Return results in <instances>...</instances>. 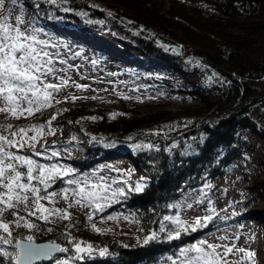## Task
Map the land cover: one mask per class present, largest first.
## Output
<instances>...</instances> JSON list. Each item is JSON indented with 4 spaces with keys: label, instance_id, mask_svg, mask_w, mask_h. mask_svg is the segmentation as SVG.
<instances>
[{
    "label": "trees",
    "instance_id": "trees-1",
    "mask_svg": "<svg viewBox=\"0 0 264 264\" xmlns=\"http://www.w3.org/2000/svg\"><path fill=\"white\" fill-rule=\"evenodd\" d=\"M23 1L36 18L61 26L68 22L65 27L111 34L131 44L142 57L155 60L149 70L165 66L193 72L207 83L194 92L198 107L153 110L139 118L117 120L70 104L36 112L37 122L54 115L52 121L77 132L85 148L74 161L81 172L118 155L130 158L148 177L142 191L121 197L112 207L135 222L139 242L101 245L103 256L101 251L80 255L68 246L40 264H182V250L200 243L201 235L172 223L176 206L204 179L215 182L234 160L243 159L246 134L264 138V0H197L193 13L152 0ZM255 183L264 192V179ZM34 222L45 234H34L37 241L64 246L67 231L77 226ZM12 231L14 242L29 234ZM0 264L11 262L0 255Z\"/></svg>",
    "mask_w": 264,
    "mask_h": 264
},
{
    "label": "rangeland",
    "instance_id": "rangeland-1",
    "mask_svg": "<svg viewBox=\"0 0 264 264\" xmlns=\"http://www.w3.org/2000/svg\"><path fill=\"white\" fill-rule=\"evenodd\" d=\"M152 1L166 8L181 7L191 13L194 11L193 4H197V0ZM4 17L8 18V23L11 25H15L17 18L20 17L23 21L21 30L35 34L37 40L43 42L37 47H43L44 51L49 53L52 67L55 69L56 79L49 77V81L53 83H59L61 79L68 81L67 86L61 88L56 95V99L60 100V103L53 102L52 104L58 109L67 104L81 105L90 107L93 113H105L109 118L121 120L139 118L153 110L177 111L200 105V99L194 92L207 86L200 76L193 72H173L165 66L162 68L159 66L156 71L140 70L136 69V66L129 68L127 66L129 59L135 63L140 62L135 60L133 51L137 54L139 52L127 42L121 41L120 47L113 46L112 52L117 60L108 55L114 60L112 62L111 59L108 60L109 57L103 51L83 47L73 41V38L80 39L82 45L83 42L92 41L91 37H97L96 32L83 30L82 34H77L78 37H76L75 34L70 33L72 31H65L67 28L69 29V27H65L70 25L68 22L63 24L65 28L60 29L61 33L48 30L44 20L36 18L23 0H4V7L0 8V19ZM165 84L169 85L162 88L161 86ZM76 85L81 87L77 88ZM172 93H176L178 97L173 98ZM72 97L76 99L73 100ZM36 117L35 113L27 118L16 119L11 115L0 113V135L11 138V131L29 128L32 125H44L45 131H47V122H37L34 120ZM9 126H11L10 129ZM51 128L55 135L48 134L35 144L34 149L25 146L18 153L32 156V152L36 151L42 152L44 156H50L52 151H56L58 156L52 159H43L41 156H32V158L43 164H58L73 170L72 175L55 180L54 183L64 184L61 188L54 184L48 189L49 192L62 193L66 188L71 189L74 186L68 185L67 180L69 179L88 178L92 182H99L101 177L110 184L111 189H125L123 195H117L114 199L110 198V204L104 208L103 212L93 213L91 208L80 207L74 203L69 209L68 201H65L62 195H57L53 204L42 201L46 207L66 210L71 214L70 220H55L50 224L57 226H59L58 222L77 224L76 227L72 226L67 231L69 240L64 248L68 249L69 246L74 251V242H82L83 245L91 244L93 246L92 254L102 251L101 245L106 246L109 242H139L135 222L112 207L122 200L121 197H127L130 193L136 192L134 189L137 183H142L144 187L148 177L130 158L118 155L101 159L81 172L74 161L83 155L85 148L77 132L61 120L51 121ZM28 135L32 136L34 133L29 132ZM245 141L243 159L234 160L215 182L204 179L200 187L190 192L176 206L175 214L172 217L174 225L184 231H192L198 218L211 216V220L207 221L204 226L196 227L195 231L201 235L199 242L205 241L206 244L219 246L217 252L224 256L220 264H247L244 254L235 250L244 248L243 246L249 240L242 241V230L245 224L249 223L248 220L241 221L242 216L247 212L259 215L260 222L264 226V192L255 183V181L264 179V138L246 134ZM11 151L15 152L16 149H11ZM222 153L223 151H219L217 156L220 157ZM236 175L238 177L234 178ZM141 178L144 179L141 180ZM112 181H116V183H112ZM238 186H243L240 193L235 192V188ZM233 193L240 195L239 200L223 209L222 206L227 201V196ZM241 193H243L242 196ZM69 200H71V192ZM19 214L33 223H35L34 221H43L36 217H27V213L23 211ZM89 214L94 216L91 221L88 219ZM5 218L8 221L14 219L8 214ZM93 225L100 231H95ZM18 229L28 231V235H33L35 241H37L35 235H45L35 229L32 231L23 227ZM12 230H16V227H13ZM230 231L233 233L229 234ZM227 236L229 237L227 238ZM262 239H264V229ZM190 244L193 246L199 243L191 242ZM233 245L235 246L232 251L233 255L225 254L224 247ZM261 248H263L262 254L255 260L264 264V245H261ZM189 255H194V253H189ZM183 258L185 259L184 256Z\"/></svg>",
    "mask_w": 264,
    "mask_h": 264
},
{
    "label": "snow or ice",
    "instance_id": "snow-or-ice-1",
    "mask_svg": "<svg viewBox=\"0 0 264 264\" xmlns=\"http://www.w3.org/2000/svg\"><path fill=\"white\" fill-rule=\"evenodd\" d=\"M3 7L4 0H0V8ZM22 22L20 17L17 18L15 25L9 24L7 17L0 19V113L11 115L16 119L33 116L36 112L51 107L53 102L60 103L56 95L68 84V81L64 79H61L59 83L49 81V77L56 79L52 59L43 47H37L43 42L37 40L35 34L21 30ZM76 87L81 86L76 85ZM72 99L76 98L72 97ZM54 119L53 115L48 120L47 131L44 125H32L29 128L11 131V138L0 135V255L9 259L11 264H35L37 261L51 259L55 251H68L55 244H37L33 235H27L22 241L14 242L13 227H23L29 231L38 230L35 223L19 214L21 211L26 212L27 217H36L47 223H53L55 220H70L69 211L46 207L42 201L53 204L54 198L62 195L63 199L68 201L69 209L74 203L80 207L91 208L94 213L103 211L109 206L110 198L114 199L117 195H123L125 191L124 188L111 189L110 184L103 177L99 182H92L88 178L69 179L68 185L74 186L71 189L66 188L62 193L48 191L56 179L72 175L73 170L58 164H43L32 158V156H41L43 159H52L58 156L56 151H52L50 156H44L42 152L36 151L32 152V156L18 153L25 146L34 149L35 144L48 134L55 135L51 128V121ZM29 132L34 135L29 136ZM17 137L19 139H16ZM146 147L152 146L146 145ZM142 187V183H137L134 190L140 192ZM70 192L71 200H69ZM6 214L14 219L8 221L5 218ZM93 218L94 216L89 214V221ZM211 219V216L198 218L192 231H195L198 226H204ZM177 221L179 223L178 218ZM93 228L97 232L100 231L95 229V225ZM176 235L179 236V232ZM147 242L146 240L145 243ZM4 245L13 247L14 251L4 250L2 247ZM218 247V245L200 241L198 245L185 248L181 252V255L185 257L183 264H220L224 256L217 252ZM234 248V245L225 246L224 253H231ZM92 249L91 244L83 245L82 242H74V251L77 254H91ZM235 250L244 254L247 264H256L255 252L244 248ZM104 254L105 251L100 252L101 256ZM57 264H64V262L57 261Z\"/></svg>",
    "mask_w": 264,
    "mask_h": 264
},
{
    "label": "bare ground",
    "instance_id": "bare-ground-1",
    "mask_svg": "<svg viewBox=\"0 0 264 264\" xmlns=\"http://www.w3.org/2000/svg\"><path fill=\"white\" fill-rule=\"evenodd\" d=\"M72 33L74 34H82L81 32L78 31H72ZM105 42H103L104 45H107L109 47H111L112 49H114L113 46H117L120 47L121 46V41L115 39L114 37H112L111 35H106L105 36ZM99 41V40H98ZM102 41V40H101ZM100 42V41H99ZM105 53V52H104ZM105 55H107L105 53ZM108 56V55H107ZM109 57V56H108ZM112 62H114V60L112 58L109 57L108 60H110ZM116 63V61H115ZM118 65V64H116ZM147 82H153L151 80H146ZM169 84H165L163 87H167ZM146 89V88H144ZM171 96H173V98L178 97V95L176 93H172ZM238 176H234V178H237ZM243 188V186H238L237 188H235V192H239L241 191V189ZM243 195V193H241V196ZM240 195H237L235 193L233 194H229L227 196V201L223 204L222 208H226L227 206H229L231 203H236L239 200ZM261 217L259 215L256 214H250L249 212H247L244 216L241 217V221H249V223L247 222L242 230V241L248 240L245 245L243 246L246 250H250L256 253V257H259L262 254V250L263 248H261V245H264V239H262L263 237V223L260 222ZM238 230V229H237ZM237 232V231H236ZM233 231H230L229 234H232ZM229 236H227L228 238ZM229 256L233 255V252L228 253ZM255 257V258H256ZM256 261V260H255ZM256 264H261L259 261H256Z\"/></svg>",
    "mask_w": 264,
    "mask_h": 264
},
{
    "label": "water",
    "instance_id": "water-1",
    "mask_svg": "<svg viewBox=\"0 0 264 264\" xmlns=\"http://www.w3.org/2000/svg\"><path fill=\"white\" fill-rule=\"evenodd\" d=\"M178 51V50H177ZM55 183H53L52 185H54ZM51 185V186H52ZM103 212V211H102ZM101 212V213H102ZM19 240H23V239H19ZM36 243L37 244H55V245H58L59 247H61V248H64V245L62 244V243H60V242H55V241H41V242H38V241H36ZM62 254V252H59V251H55V252H53L52 253V257H51V259H47V260H41V261H37V262H35V264H40V263H42V262H49V261H51L52 260V258H54V257H56V256H59V255H61Z\"/></svg>",
    "mask_w": 264,
    "mask_h": 264
}]
</instances>
